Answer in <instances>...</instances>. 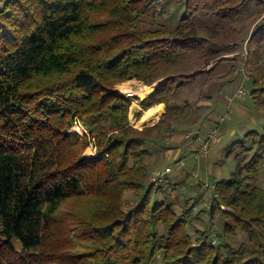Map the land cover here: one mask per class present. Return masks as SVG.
I'll return each instance as SVG.
<instances>
[{"label":"trees","instance_id":"1","mask_svg":"<svg viewBox=\"0 0 264 264\" xmlns=\"http://www.w3.org/2000/svg\"><path fill=\"white\" fill-rule=\"evenodd\" d=\"M171 1L3 0L0 264H151L158 255L161 264H264V132L226 148L236 167L213 184L216 230L192 235L196 204L178 212L177 197L153 203L154 189L170 190L149 180L156 139L192 113L178 94L201 74L192 72L206 46L235 39L252 8L245 65L253 106L264 109V0H174L161 21ZM132 79L155 85L138 98V118L166 105L153 126L130 120L132 98L117 84ZM75 122L88 130L82 138ZM128 191L136 203L125 202Z\"/></svg>","mask_w":264,"mask_h":264},{"label":"rangeland","instance_id":"2","mask_svg":"<svg viewBox=\"0 0 264 264\" xmlns=\"http://www.w3.org/2000/svg\"><path fill=\"white\" fill-rule=\"evenodd\" d=\"M0 2H2V0H0ZM173 5L174 0H172L169 5L167 4V8L165 9L167 11L161 16V21H167V19L171 17L170 12H173ZM257 12L258 10L256 8H252L239 19L238 23L236 24L237 28L241 30L239 35L235 39L230 38L225 43H209L208 46H206L205 57H203V60L199 62L196 69L192 72L201 74L211 72L212 74H208V77L212 76L213 78L215 77V75L218 76L219 72H227L228 79H232L230 82L232 87L231 89L232 91L233 89L235 90L233 92H229L227 106L222 104L213 112L214 115H217V118L212 126L217 125V136L223 137L222 142L215 145L214 143L217 141V137V139L211 144L209 148V155L207 157L197 158L194 152L202 142L201 137H203L209 131L211 125L210 122L206 121V124L200 123L198 125L188 122L179 123L177 124L176 131L180 135L182 134L181 136L187 133L191 134L190 136H193L192 134H194V131H196L198 128H201L200 131H197L199 132V141H197L196 139L182 138L181 140H179L178 144H175L174 142L170 144V146L175 150L179 148L180 156H182V158L184 159V163L182 165H178V159L174 160L163 157L156 160L154 157V159L152 160V165L150 166V173L151 171L153 172L154 169H164L167 166L171 168V172L167 176H170L169 178L171 180V183L168 181V178H166V181L162 185H160L162 189L170 191L168 193H163L158 192L156 189H154L152 192L153 203L170 200V198L177 197L179 200V204L176 206V210L178 212H181V209H183V206L187 203H189L190 206L194 203L196 204V207L192 209V215L196 216V218L194 219L193 224L189 225L188 228L192 235L195 233V230L197 228H204L207 224L209 226L211 225L212 230H216L221 227L219 214L216 213V215L211 219L209 208L211 205L210 203L213 200V184L217 180L230 178L231 173L236 167V161L233 157H225L226 147L233 140L237 139L238 137H242L245 133L244 130L248 132L249 130L257 129L264 132V109H256L255 106H253L254 103L251 97L253 83L248 68L245 65L247 56L245 51L247 38L245 36H249V32H251V30L255 26L257 20ZM182 15L183 8H180L178 10L177 18L181 17ZM148 21L149 22L147 24V27H153L155 25V23H151L153 21L152 15H149ZM208 21L210 23L212 20L208 19ZM220 51H226L227 54H222V52ZM221 62H223L224 64L220 65V67L218 68L217 66ZM228 72H231L232 74ZM211 81L212 80L209 81V86H213L212 84H214V81ZM147 86L152 85L149 84ZM117 88L122 91L131 90L127 87V85H122V83L117 84ZM196 89L197 88L194 85L193 93L187 91V97L195 100L194 91H196ZM240 89L244 90V94L241 96H237L236 94ZM184 92V95H186V91ZM207 92L208 90L206 89L204 94L206 95ZM134 98L135 97L132 98V104ZM132 104L130 106L129 117H132ZM195 106L197 107L199 105L197 103L195 104L194 102V104L192 105V113H190V115L187 114V117H194V113L196 110L194 108ZM142 113L144 114V112ZM221 116H224L225 120H223V122L221 123H218V120ZM140 118H138L136 115V118L132 117L133 121L131 120V118L130 120L136 127L139 128L140 126H142L137 124L139 123ZM161 118L162 117L159 116V119ZM152 124L153 122L149 123L146 126L155 125ZM169 130L170 128L164 129V133L169 132ZM70 131L81 138L88 132L86 126H83L81 122H75L74 125L71 126ZM165 136L166 134L159 136L157 138V141H161L153 145V151H156V154L158 155L163 154V152L166 151L164 148L161 149V147L163 145L165 146L166 143H169V141H171L169 137ZM84 154L87 156L96 154V150L94 149L92 143L87 147ZM259 184L264 188L263 175L259 180ZM124 200L127 203L134 204L137 202L138 198L136 197L134 192L128 191L125 194ZM240 240H244V237L242 236ZM160 260L161 255H158L156 256V258H154L151 264H161Z\"/></svg>","mask_w":264,"mask_h":264},{"label":"crops","instance_id":"3","mask_svg":"<svg viewBox=\"0 0 264 264\" xmlns=\"http://www.w3.org/2000/svg\"><path fill=\"white\" fill-rule=\"evenodd\" d=\"M2 3H3V0H2V2H0V6L2 5ZM245 37L247 38V36H245ZM220 52H222V54H225V53L227 54L226 51H220ZM222 64H223V62L219 63L217 67L219 68L220 65H222ZM208 74H212V73L206 72V74H200L196 79L190 81L184 88H182L180 90V94H178L179 95L178 101L182 102L183 100L187 99L188 98L187 97V95H188L187 91L193 93V86L195 85L197 88L196 91H194L195 92L194 93L195 100H193L192 98H189V102L191 104H194V102H195V104L197 103L199 106L194 107L196 109L195 113H194V117L188 118V123L198 125L200 123L206 124V121H209L211 124L210 125V127H211L215 123L216 118H217V115H214V113H213L214 110L216 108H218L219 106H221L222 104L227 106L228 94L230 91H232V89H231L232 87H231V83H230L232 79H228V77H226L227 72H224V73L219 72L218 73L219 75L218 74H217L218 76L215 75L214 78L212 76L208 77ZM210 80L214 81L213 82L214 84H212L213 86H209ZM205 83H206V85H205ZM123 84L127 85V87L134 92L135 98L133 99L134 101L132 104V117L136 118L137 112L141 109L140 101L138 98H140V99L143 98L139 94V92L144 90L145 93L147 92L146 95H148L150 93L149 91H146V88L148 86L145 85L142 81H138V80H134V79L126 81V82H122V85ZM145 86H147V87H145ZM204 88L208 90L206 95L204 94V91H205ZM234 90L235 89H233V91ZM184 91H186V95H184V93H185ZM159 106H162V113H161L160 117H163L166 113L165 103L156 104V105L152 106L150 109L157 108ZM143 112H145V111H143ZM132 117L130 116L131 120H132ZM159 120H160L159 117H157L156 120L153 122V124H155ZM184 123H186V122H184ZM177 124H179V122ZM177 124L170 127L169 132L164 133V130H162L161 134L162 135L166 134L165 137H169L171 141H169V143H166L165 146L163 145L161 147V149L164 148L166 150L165 152H163V154H159V155L156 154V151H153L154 150V148H153L152 151L154 153V157L156 160L158 158L161 159L163 157H167V158L174 159V160L178 159V161H179L178 165H182L184 163V159L182 158V156H180L179 148L175 150L173 147L170 146V144H172L173 142L175 144H178L179 140H181L182 138L183 139H196L197 141H199V139H198L199 132H197V131H200L201 128H198L196 131H194V134H192L193 136H190L191 134L187 133V134L183 135L184 136L183 137V136H181L182 134L180 135L176 131ZM146 125H148V124H143L139 128H142L143 126H146ZM221 125H220V127H221ZM244 132H247V131L244 130ZM222 140H223V137L219 136L217 141L214 144L217 145V143H221ZM160 141L161 140H159L158 143ZM225 151H226V149H225ZM169 177H167V178H168V181L171 183V180Z\"/></svg>","mask_w":264,"mask_h":264},{"label":"built area","instance_id":"4","mask_svg":"<svg viewBox=\"0 0 264 264\" xmlns=\"http://www.w3.org/2000/svg\"><path fill=\"white\" fill-rule=\"evenodd\" d=\"M163 0H155L156 3H160ZM154 2V4H155ZM264 17V15H263ZM262 17V18H263ZM123 92L125 97L128 98H133L135 97L133 91L131 90H120ZM244 94V90L240 89L238 93L236 94L237 96H241ZM225 120L224 116H221L218 120V123L223 122ZM218 135V127L217 125H214L210 127L209 131L203 136L202 142L200 146L195 150L194 154L197 158H202V157H207L209 155V148L211 144L217 139ZM171 172V168L169 166L165 167L164 169H154L153 172H151L150 175V182L154 183L156 186L162 185L165 181L169 173ZM208 186V185H207ZM210 187V186H209Z\"/></svg>","mask_w":264,"mask_h":264},{"label":"bare ground","instance_id":"5","mask_svg":"<svg viewBox=\"0 0 264 264\" xmlns=\"http://www.w3.org/2000/svg\"><path fill=\"white\" fill-rule=\"evenodd\" d=\"M150 90H151V88H150V86H148L146 88V91H149L150 92ZM146 93L144 92V90L141 91V92H139V94L143 98L146 96ZM161 113H162V106H159V107L153 108V109H149V110H147V111L144 112V114L142 115V117L139 120V123H137V124L138 125H143V124H146V123H148V124L149 123H152V122H154L156 120L157 117H159L161 115Z\"/></svg>","mask_w":264,"mask_h":264},{"label":"water","instance_id":"6","mask_svg":"<svg viewBox=\"0 0 264 264\" xmlns=\"http://www.w3.org/2000/svg\"><path fill=\"white\" fill-rule=\"evenodd\" d=\"M150 88H151L150 92H152L155 89V85L150 86Z\"/></svg>","mask_w":264,"mask_h":264}]
</instances>
